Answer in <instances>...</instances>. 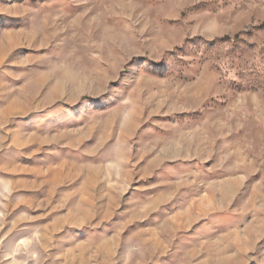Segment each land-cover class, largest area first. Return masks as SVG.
<instances>
[{"label":"rangeland","instance_id":"374dc122","mask_svg":"<svg viewBox=\"0 0 264 264\" xmlns=\"http://www.w3.org/2000/svg\"><path fill=\"white\" fill-rule=\"evenodd\" d=\"M0 264H264V0H0Z\"/></svg>","mask_w":264,"mask_h":264}]
</instances>
